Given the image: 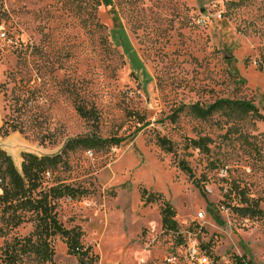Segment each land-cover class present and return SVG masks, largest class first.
Masks as SVG:
<instances>
[{
	"label": "rangeland",
	"instance_id": "rangeland-1",
	"mask_svg": "<svg viewBox=\"0 0 264 264\" xmlns=\"http://www.w3.org/2000/svg\"><path fill=\"white\" fill-rule=\"evenodd\" d=\"M220 100L264 115V0H0V125L19 134L17 169L72 139L125 138L69 151L43 184L88 191L56 208L82 232L86 264H264V121L227 105L202 113ZM202 138L207 151L192 143ZM143 190L176 211L181 239ZM34 228L0 238V264ZM50 245L52 262L21 264H81L61 236Z\"/></svg>",
	"mask_w": 264,
	"mask_h": 264
},
{
	"label": "trees",
	"instance_id": "trees-1",
	"mask_svg": "<svg viewBox=\"0 0 264 264\" xmlns=\"http://www.w3.org/2000/svg\"><path fill=\"white\" fill-rule=\"evenodd\" d=\"M122 31V37L126 42V52L132 50L127 36ZM134 54V53H131ZM135 55V54H134ZM140 61V60H139ZM141 62V61H140ZM227 105L235 107L243 112H251L264 121L257 107L250 101L220 100L208 110L202 111L207 114L210 111ZM79 111L80 108H79ZM12 126L0 127V136L8 137L11 133H16ZM125 138H101L98 136L78 138L70 140L62 152L55 156L38 157L31 153L22 154L23 162L21 172L17 169L12 157L0 148V238L6 237L10 232L18 229L25 223H33L34 231L28 237L15 238L6 243L1 249V259L4 264H21L27 257L34 256L39 262H52L54 257L53 247L50 239L61 236L68 244L70 254L78 257L81 264H86L90 249L85 250L81 244L82 232L78 229L68 230L63 227L56 212L57 202L62 198L77 199L88 195V191L83 188H73L60 184L49 190H44L43 184L48 175H52L54 170L60 165H66L65 156L69 151L82 146L90 150L99 147L119 146ZM207 138H202L192 142L195 148L207 151ZM157 145L167 153H174L175 147L166 138H159ZM180 169L191 175V168L186 162L179 163ZM142 197L146 204L163 201L160 194H148L142 191ZM161 211L162 227L164 230L176 234L180 237L179 225L176 221V211L172 206L163 201ZM238 212L243 216H260L261 212L252 208H238ZM88 260V261H87ZM92 261L89 262L91 264ZM93 264V263H92ZM233 264H252L244 257H236Z\"/></svg>",
	"mask_w": 264,
	"mask_h": 264
},
{
	"label": "crops",
	"instance_id": "crops-1",
	"mask_svg": "<svg viewBox=\"0 0 264 264\" xmlns=\"http://www.w3.org/2000/svg\"><path fill=\"white\" fill-rule=\"evenodd\" d=\"M1 127V125H0ZM19 134L17 133H12L10 134L8 137L3 138L2 136H0V148H2L3 150H5L13 159L14 163H15V159L13 157V155L10 153V151L14 150V147L16 146H20L19 144H16L15 140L19 139ZM21 137V136H20ZM23 141H25L23 139Z\"/></svg>",
	"mask_w": 264,
	"mask_h": 264
},
{
	"label": "built area",
	"instance_id": "built-area-1",
	"mask_svg": "<svg viewBox=\"0 0 264 264\" xmlns=\"http://www.w3.org/2000/svg\"><path fill=\"white\" fill-rule=\"evenodd\" d=\"M194 257H195V253L193 255H191L192 259H194ZM202 261H203V263L208 264V259L207 258H203Z\"/></svg>",
	"mask_w": 264,
	"mask_h": 264
}]
</instances>
